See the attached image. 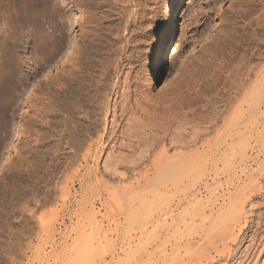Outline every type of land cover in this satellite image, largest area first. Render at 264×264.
Here are the masks:
<instances>
[{"label": "rangeland", "instance_id": "obj_1", "mask_svg": "<svg viewBox=\"0 0 264 264\" xmlns=\"http://www.w3.org/2000/svg\"><path fill=\"white\" fill-rule=\"evenodd\" d=\"M263 5L264 0H0V264H75L81 256L79 252L64 250L72 242V227H84L83 234L88 235L84 234V241L99 233H90L86 220L74 214L80 197L101 185L96 172L92 179L77 182L80 172L95 164L90 159L84 163L79 156L82 151L76 148L80 142H87L86 138L93 139L88 121L81 116L88 110L87 100L102 93L111 79L112 64L128 72L127 83L136 80L148 84L159 96L172 98L176 105L190 109L197 123L192 124V120V127L197 126L196 132L206 130L207 134L199 133L200 137L210 138L209 128L220 129L233 100L249 85V81L241 85L240 74V80L234 76L235 79L223 78L220 65L227 67L239 59L238 68L243 71L264 61V20H255L260 19ZM101 24L108 26L106 34L88 44L89 30ZM60 78L66 82L62 90L57 85ZM262 97L264 88L257 93V112L262 113L264 125ZM64 103L72 112L68 133L63 125ZM250 112L242 107L246 117L239 123V139L241 135L242 138L238 158L252 152L255 137ZM40 129L44 136L31 146L34 132ZM262 152L260 160L264 162V149ZM95 163L96 168L101 166L100 159ZM187 176L174 173L161 178L171 183L180 181L184 188L168 193L159 190L157 206L171 207L181 200V204L189 203ZM247 185L254 188L252 183ZM219 186L215 184V194ZM130 196L131 204L125 205L127 212L132 211L134 203L150 200L146 195ZM90 201V212L96 213L94 219L98 221L100 202L91 197ZM134 213L132 218L134 215L141 221L140 213ZM130 215L124 223H139L134 218L136 223L131 221ZM107 218L110 222L103 220L100 226L111 229L113 218ZM262 220L259 229L253 226L257 235L253 228L251 233L257 237L261 230L259 234L264 239ZM130 229H124L127 236L121 242L124 248L135 250L112 259L106 255L105 264H133L148 255L140 248L141 237L128 235ZM184 239L181 230H172L151 243L149 256H156L158 249L168 254ZM248 244L250 248V243H244V247ZM244 247L239 244L232 249L236 258L244 256L248 250ZM170 263L181 264L182 259L163 264Z\"/></svg>", "mask_w": 264, "mask_h": 264}, {"label": "bare ground", "instance_id": "obj_2", "mask_svg": "<svg viewBox=\"0 0 264 264\" xmlns=\"http://www.w3.org/2000/svg\"><path fill=\"white\" fill-rule=\"evenodd\" d=\"M33 5L30 7H34ZM259 18L255 20H264V11ZM254 22L256 24L257 21ZM94 27L89 30L88 44L96 42L100 36L106 34L108 29L105 24ZM238 60L234 59L227 67H222L218 63L222 69V76L237 78L240 74L242 81L244 80L240 82L237 78L241 85L248 81L249 85L246 86L244 94L237 100H233L235 101L233 106L221 120L220 129L209 128L210 138L200 137V134L201 136L207 134L206 130L204 133H201L203 129L201 132H196L197 126L192 127L196 120L192 119L190 109L176 105L172 98L159 96L160 94L153 92L148 84L136 80L127 83L128 72L119 71L116 64H112L111 79L104 85L102 93L99 92L87 100L88 110L81 116L82 120L88 121L93 139L86 138L88 140L87 142L84 140L86 143L78 142L77 152L82 151L79 156L84 163L90 159L89 161L96 165L95 162L100 159L101 166L96 168L94 165L83 170L78 175L77 182L92 179L96 172L101 185L89 193L87 188L90 185L86 186L87 191H82L87 192V195L80 197V201L78 200L75 205L74 214L79 220L80 218L86 220V228L88 227L90 233L94 230L99 232L94 231L96 234H93L90 240L84 241L83 236L86 233L83 234L84 227L81 223V230L80 226L72 227V242L69 247L63 248L66 252L75 249L79 252L78 255H81L79 261L75 259L77 264H105L103 260L106 255L111 258L119 253H126L124 255L131 253L135 249L124 248L121 242L127 236L124 233V229L127 228H131L128 235L141 237L144 243H141L143 246L140 248L148 254L138 258L140 261H135L133 264H163L170 259H182L181 264H264V239L263 234H259L263 231L260 230L257 237L251 233V228L254 229L255 226L260 225L264 215V167H262L264 162L260 160L264 149V125L262 113L257 112V93L261 94L264 88V61L255 62V66L251 64L253 67L249 70L239 71ZM57 85L58 89L62 90L65 89L66 82L60 78ZM238 86L237 89H239ZM243 106L247 112L252 109V113L255 112V115L250 112V120H253L252 137L254 136L255 139L250 155L247 152L238 158L239 140L242 138L241 135L239 139V123L246 117L245 115L243 118L241 113ZM70 112V106H67V103L63 105L65 129L69 123V114L72 113ZM96 124L99 125L98 130L94 128ZM213 124L216 126L218 121ZM247 124L248 122L245 123ZM65 129L64 131L68 133ZM192 129L194 132H191ZM197 130L200 131L199 128ZM40 131L41 129L34 132L31 146L38 143L44 136V132ZM253 166L254 170H252ZM174 173L188 175L186 197L189 203L181 204V200L171 207L165 205L159 207L156 204V195L159 190L162 189L164 193H168L170 190L180 191L184 188L180 181L173 183L163 181V177ZM249 183H252L253 189L247 185ZM215 184L220 187L219 193L216 190L218 194L213 192ZM126 195H131V198L146 195L150 200L134 203V207L130 208L132 211L127 212L125 205L128 206L131 202ZM90 197L100 202L102 213L98 221L94 219L96 213L90 212L91 209L88 206L91 203ZM139 199L141 200L142 197ZM131 212L140 213L141 221L133 215L139 223L133 220ZM129 215L132 218L131 221L136 224L124 223ZM46 217L48 214L43 217L45 222ZM107 217L113 218L111 229L108 225H105V228L100 226L103 220L107 219V223L110 222ZM128 221L131 222L130 218ZM98 224L99 228H96ZM172 230H181L185 234L183 244L170 248L168 254L163 249H158L156 256H149L148 250L153 247L150 246L151 243L163 238ZM254 232L257 235L256 229ZM94 235L99 237L96 238ZM244 243H250V248L248 244V250L244 256H240L243 259L236 258L232 249L239 244H243L244 247ZM180 250H183L184 254L180 255ZM109 257L106 260L110 259Z\"/></svg>", "mask_w": 264, "mask_h": 264}]
</instances>
